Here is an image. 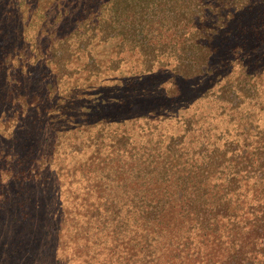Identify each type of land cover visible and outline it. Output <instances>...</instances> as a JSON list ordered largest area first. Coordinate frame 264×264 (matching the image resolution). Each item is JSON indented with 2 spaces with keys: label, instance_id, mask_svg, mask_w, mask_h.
I'll return each instance as SVG.
<instances>
[{
  "label": "trees",
  "instance_id": "1",
  "mask_svg": "<svg viewBox=\"0 0 264 264\" xmlns=\"http://www.w3.org/2000/svg\"><path fill=\"white\" fill-rule=\"evenodd\" d=\"M0 119V264H264V0H0Z\"/></svg>",
  "mask_w": 264,
  "mask_h": 264
},
{
  "label": "rangeland",
  "instance_id": "2",
  "mask_svg": "<svg viewBox=\"0 0 264 264\" xmlns=\"http://www.w3.org/2000/svg\"><path fill=\"white\" fill-rule=\"evenodd\" d=\"M106 46H103L101 49H104ZM124 55H125V58L127 59V58H129V57H131V56H129V54H128V52H125L124 53ZM132 57H134L135 58V56H132ZM124 61L125 60H123V63L122 64H124ZM127 63V62H126ZM108 64H109V62H108ZM128 64V63H127ZM158 73V74H157ZM156 74H153V77H155V78H157V83L158 84H160V83H164V75H166V73L165 72H157ZM71 80H72V78H71ZM93 81H95V79L94 78H92V79H90V80H85L84 79V76L82 75V76H80V78H79V82L80 83H84V85H86V84H88V83H92ZM182 82V81H181ZM187 82L186 81H184V82H182V84H186ZM195 85V84H194ZM193 85V86H194ZM99 103V100L98 101H96V103L95 104H98ZM8 111V114H10L11 112H10V109H6V112ZM105 111H107V110H105ZM108 111H110V110H108ZM5 117L4 118H6L8 115H7V113H6V115H4ZM0 121H1V119H0ZM4 125V124H3ZM3 125L2 124H0V130L3 128ZM101 125V124H100ZM81 131H83V129H81ZM82 134H84L83 135V137H86L87 136V134L88 133H86V131H84V132H81ZM83 139V138H82ZM81 140H79V141H77V142H80ZM67 148V147H66ZM65 148V149H66ZM64 149V150H65ZM80 150V149H79ZM56 164H57V162L56 163H54V166H56ZM41 167H45V165L44 164H42L41 165ZM81 176H84V175H81ZM78 177H80V175H77V178ZM68 180V179H67ZM66 180V181H67ZM38 181H41V180H37V182ZM66 186V185H65ZM72 186H74V183L72 184ZM64 188V187H63ZM63 188H61V187H57L56 189H53L52 191V197L53 196H56L55 194H57V197H56V205L57 206H59L58 205V202L60 201V198H62V199H64L65 198V190H66V188H65V190L63 191ZM86 193H87V191H86ZM72 196V193H71V195H70V197ZM57 209V208H56ZM108 211V210H107ZM59 212V210H57L56 211V213H55V215H56V217H55V219H56V221H55V230H58L59 228H61V233H63V237L61 236V239H64V238H66L67 239V242L62 246H58V244H57V241H56V239L53 237V234H50V236H49V241H46V243L44 244V246L42 247V249L38 252V257H37V260L38 261H47V259H49V258H52V259H50L49 261H47L48 262V264H56V263H61V262H63V260H65L66 262L67 261H69L66 257H65V255L67 254V252H70V251H68V250H71L70 249V247L72 246V247H75L76 246V244H77V242L80 240V239H82L83 241H84V230H83V232H82V234L80 235V233H81V231H80V229H78V228H76V227H74L73 226V224H74V222L75 221H73V220H71V217H68L67 218V221H65V223L63 222V223H61V221H62V214H59L58 213ZM92 217L93 218H95V219H103V217H104V215L103 216H99V215H97V216H94V215H92ZM69 219V220H68ZM107 220V222L109 221V219H106ZM59 222H60V224H59ZM112 222V221H111ZM82 224H84V220L81 222ZM59 224V225H58ZM112 225V224H111ZM111 225H109L108 226V224H105L104 225V227H110ZM93 231V225L92 224H90V232H92ZM80 235V236H79ZM79 236V238L76 240V242H74L75 241V239L77 238ZM74 242V243H73ZM54 250L56 251V253H54ZM56 255H57V257H56ZM74 256V255H73ZM80 261L79 260H75V261H73V262H68L67 264H78ZM91 264V263H90Z\"/></svg>",
  "mask_w": 264,
  "mask_h": 264
}]
</instances>
